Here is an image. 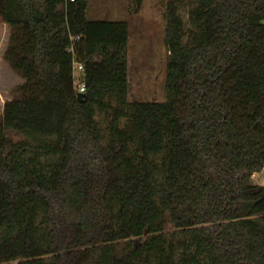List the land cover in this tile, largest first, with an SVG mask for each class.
Masks as SVG:
<instances>
[{
	"label": "trees",
	"instance_id": "1",
	"mask_svg": "<svg viewBox=\"0 0 264 264\" xmlns=\"http://www.w3.org/2000/svg\"><path fill=\"white\" fill-rule=\"evenodd\" d=\"M88 11L0 0V264H264V0H168L166 101Z\"/></svg>",
	"mask_w": 264,
	"mask_h": 264
},
{
	"label": "rangeland",
	"instance_id": "2",
	"mask_svg": "<svg viewBox=\"0 0 264 264\" xmlns=\"http://www.w3.org/2000/svg\"><path fill=\"white\" fill-rule=\"evenodd\" d=\"M96 3L99 0H94ZM103 2V0H101ZM113 10L129 9L133 14L132 26L133 45L131 69V99L166 101L165 90L166 63L169 51L164 43V26L166 25L165 9L168 0H117L123 2L120 5L114 0H106ZM135 1L137 12L135 11ZM127 2V3H126ZM187 7L181 10L184 20L187 22ZM4 23V22H0ZM144 31L147 32L145 36ZM143 33L142 39L139 35ZM10 31L7 26H0V112L3 111L2 102L12 99L11 91L16 85L24 83V78L16 73L4 59V53L9 42ZM140 43V44H139ZM155 49V51H154ZM146 56L148 61H142ZM153 56V58H152ZM151 58L153 60H151ZM156 59V60H155ZM152 61L150 65L147 62ZM143 65V66H142ZM138 67H141L139 70ZM76 82H79L81 75L78 69L75 70ZM255 183L264 184V169L252 176ZM123 245H120L122 248Z\"/></svg>",
	"mask_w": 264,
	"mask_h": 264
},
{
	"label": "crops",
	"instance_id": "3",
	"mask_svg": "<svg viewBox=\"0 0 264 264\" xmlns=\"http://www.w3.org/2000/svg\"><path fill=\"white\" fill-rule=\"evenodd\" d=\"M114 1H115V3L118 2L121 6L122 5L126 6V4H123V2H120V1H117V0H114ZM136 4H138V3L135 1V7H136ZM113 6L114 5H112V7L109 6L106 0H103V2L101 0H99L98 3H96L94 0H89V11H88L89 12V16L93 20H101V19H107V20H128L130 22V25H131L130 26V32H131V34H130L129 46H128V60H129V65H130V67L132 69L133 66H132V53H131L132 50H131V48H132V45H133V30L135 28V26H132V19H131V17H133V14L129 12L128 8L127 9H123V10L121 9L119 11L113 10L114 9ZM137 8H138V6L136 7V10H137ZM0 26L9 27V25L7 23H0ZM164 30H165V26H164ZM144 34L146 36L147 32L144 31ZM144 34L141 33L139 36L143 39L144 38ZM163 36H165V32H164ZM144 40H145V38H144ZM154 51H155V49H154ZM152 58H153V56H152ZM152 58H151V60H153ZM142 61H144V62L148 61L146 56L143 58ZM147 63L150 64V65L153 64L152 61H149ZM76 69L79 70V66L78 65H76ZM138 69L140 70L141 67H138ZM7 100H9V99H7ZM3 104H4V102H2V105Z\"/></svg>",
	"mask_w": 264,
	"mask_h": 264
},
{
	"label": "built area",
	"instance_id": "4",
	"mask_svg": "<svg viewBox=\"0 0 264 264\" xmlns=\"http://www.w3.org/2000/svg\"><path fill=\"white\" fill-rule=\"evenodd\" d=\"M77 65L79 66V70H80L81 69V65L80 64H77ZM78 90H79V92H84V90H85V84L84 83H79Z\"/></svg>",
	"mask_w": 264,
	"mask_h": 264
},
{
	"label": "water",
	"instance_id": "5",
	"mask_svg": "<svg viewBox=\"0 0 264 264\" xmlns=\"http://www.w3.org/2000/svg\"><path fill=\"white\" fill-rule=\"evenodd\" d=\"M84 96H85V93H84V92H79V93H78V98H79L80 100H83V99H84Z\"/></svg>",
	"mask_w": 264,
	"mask_h": 264
}]
</instances>
